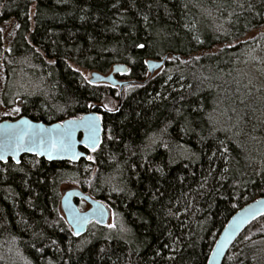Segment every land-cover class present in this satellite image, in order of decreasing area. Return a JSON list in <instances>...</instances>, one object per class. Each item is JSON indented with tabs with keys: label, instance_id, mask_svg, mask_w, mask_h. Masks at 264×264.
<instances>
[{
	"label": "trees",
	"instance_id": "1",
	"mask_svg": "<svg viewBox=\"0 0 264 264\" xmlns=\"http://www.w3.org/2000/svg\"><path fill=\"white\" fill-rule=\"evenodd\" d=\"M11 18L2 104L46 123L97 104L104 136L92 160L0 162V264H207L233 214L264 196V34L250 37L264 0H0V25ZM166 54L150 76L146 61ZM118 63L140 82L120 105L119 88L81 71ZM66 183L104 201L115 227L75 235ZM224 264H264V215Z\"/></svg>",
	"mask_w": 264,
	"mask_h": 264
},
{
	"label": "water",
	"instance_id": "2",
	"mask_svg": "<svg viewBox=\"0 0 264 264\" xmlns=\"http://www.w3.org/2000/svg\"><path fill=\"white\" fill-rule=\"evenodd\" d=\"M169 57L170 55L166 54L161 59L149 58L146 61V65L148 67L150 76H154L157 72H159L164 67ZM129 71L130 67L127 64L118 63L115 64L108 73L92 71L89 81L94 84L106 83L119 88L120 105L124 99V89L127 86L140 83L136 80L122 79L119 77L128 74ZM97 106V104L91 105L89 110L79 117L68 118L54 123L35 121L25 115L14 120H1L0 141H4L6 139L7 132L10 131L2 126L18 125L21 120L30 122L32 127L27 124L20 125V127L24 128L29 133L40 131V126H42V128L45 130H52L54 125L59 126L55 129V131H49L44 134L46 138L51 137L56 141L63 139L61 133L65 129L75 128V131L68 140L70 147L67 149L61 148L59 143L57 144L56 149H53L49 143H46L44 146H40L39 143H32L27 140H25L20 150L16 152H13L11 148L0 147V154L5 157V159L0 160V162H7L9 159H13L16 163H18L17 161L20 163L24 155H36L39 158H44L49 162L67 161L71 163H77L80 160L86 159L89 156L88 151H94L93 148H95V150L99 148L104 136L103 118L101 113L96 110ZM104 109L106 108L104 107ZM90 115L98 117V119L95 121V124L98 128L96 133L98 139L95 145L91 143L90 139H86V132L83 127L71 123L72 121L79 122L81 118H86ZM29 149L33 150L30 151ZM77 199H84L89 204V208L87 210L80 209L76 202ZM60 209L73 233L75 234L76 230L78 229L79 235L85 234L92 222L106 226L111 217V209L104 201L91 196L76 186H71L70 188L62 190ZM263 215L264 196H260L238 209L230 218L217 238L207 264H224L227 254L238 237L254 220Z\"/></svg>",
	"mask_w": 264,
	"mask_h": 264
},
{
	"label": "snow or ice",
	"instance_id": "3",
	"mask_svg": "<svg viewBox=\"0 0 264 264\" xmlns=\"http://www.w3.org/2000/svg\"><path fill=\"white\" fill-rule=\"evenodd\" d=\"M19 27V25H17ZM137 47H144V45H137ZM87 79V78H86ZM91 83V81H89ZM15 111H19V109H15ZM98 119V117L95 116H88L86 118H81L79 122L77 121H72L71 123L74 125H78L80 127H83L86 132V139H90L91 143L95 145L98 137L96 135L98 128L95 124V121ZM30 125V122L21 120L18 125H5L2 126L5 129H8L10 131L7 132L6 134V139L4 141H0V147H5V148H11L13 152L19 151L20 148L23 146L25 140L32 142V143H39L40 146H44L46 143H49L50 146L53 149H56L57 144L59 143L60 147L63 149H67L70 147V143H68V140L72 136V134L75 131V128H69L65 129L62 133L61 136L63 139L56 141L55 139L48 137H45V133L49 131H55V129L59 126L54 125L52 130H45L40 126V131L38 132H32L29 133L26 131L24 128L20 127V125ZM167 147V145H165ZM30 151L33 149H29ZM95 150V148H93ZM15 158V157H13ZM5 159V157L0 154V160ZM89 159H92V157H89ZM19 163V161H17ZM108 227L112 228L115 227V225H108ZM76 235H79V230L77 229L75 232Z\"/></svg>",
	"mask_w": 264,
	"mask_h": 264
},
{
	"label": "rangeland",
	"instance_id": "4",
	"mask_svg": "<svg viewBox=\"0 0 264 264\" xmlns=\"http://www.w3.org/2000/svg\"><path fill=\"white\" fill-rule=\"evenodd\" d=\"M17 25H18V21L15 18H11L7 21H5L4 23H2L0 25V28L3 32V42H4V47L5 48H9L10 45V41L17 29ZM257 34H264V26L260 29H258L257 31H254L250 37H254ZM84 74V76L86 78H90L91 77V72L87 71V70H81ZM158 73V72H157ZM156 73V74H157ZM4 82H5V74H4V69H3V65H2V61L0 60V121L4 120V119H8V118H19L20 116V107L22 106V102L21 101H17L16 105L14 107L8 108L5 107L2 104L1 101V95L3 92V88H4ZM118 105V101L115 100H107V102H103L102 106L108 109H115V107ZM19 109V111H15V109ZM91 157V156H89ZM88 160H92L89 159ZM76 184H72V183H66L63 186V189H67L70 188L71 186H75ZM116 224V218L114 216V213L111 211V217L108 221V223L106 224V226L108 227V225H115ZM110 228V227H109Z\"/></svg>",
	"mask_w": 264,
	"mask_h": 264
},
{
	"label": "flooded vegetation",
	"instance_id": "5",
	"mask_svg": "<svg viewBox=\"0 0 264 264\" xmlns=\"http://www.w3.org/2000/svg\"><path fill=\"white\" fill-rule=\"evenodd\" d=\"M75 186L79 187L77 184ZM76 202L82 210H87L89 208V204L84 199H77Z\"/></svg>",
	"mask_w": 264,
	"mask_h": 264
}]
</instances>
